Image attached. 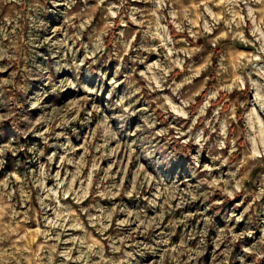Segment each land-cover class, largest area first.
<instances>
[{"label":"rangeland","instance_id":"1","mask_svg":"<svg viewBox=\"0 0 264 264\" xmlns=\"http://www.w3.org/2000/svg\"><path fill=\"white\" fill-rule=\"evenodd\" d=\"M0 264H264V0H0Z\"/></svg>","mask_w":264,"mask_h":264}]
</instances>
